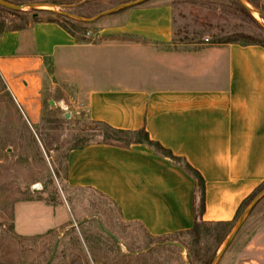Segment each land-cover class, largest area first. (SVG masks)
<instances>
[{
	"label": "crops",
	"instance_id": "1",
	"mask_svg": "<svg viewBox=\"0 0 264 264\" xmlns=\"http://www.w3.org/2000/svg\"><path fill=\"white\" fill-rule=\"evenodd\" d=\"M35 17L0 34V72L19 105L31 109L47 86L68 87L69 103L90 121L132 134L145 130L199 173L200 221L233 222L264 183V47L177 45L167 1L105 17L82 36ZM66 173L68 187L103 195L125 222L153 237L195 224L197 178L145 144L72 149ZM71 217L67 203L23 201L14 207V228L40 236L71 228Z\"/></svg>",
	"mask_w": 264,
	"mask_h": 264
},
{
	"label": "rangeland",
	"instance_id": "2",
	"mask_svg": "<svg viewBox=\"0 0 264 264\" xmlns=\"http://www.w3.org/2000/svg\"><path fill=\"white\" fill-rule=\"evenodd\" d=\"M8 1L33 3L42 10L15 12L0 6V34L36 15L58 19L82 36L111 15L84 23L55 11L92 19L133 0ZM161 1L174 8L177 45L251 41L264 45V0H244L253 10L249 15L238 9L237 0H151L143 5ZM63 89L47 86L27 109L16 101L0 72V264H211L239 218L229 227L208 226L198 234L169 235L176 237L182 251L149 235L141 225L125 222L103 195L68 187L64 175L69 151L104 129L90 121L83 108L69 103L71 91ZM35 200L67 203L73 214L71 228L33 237L17 234L16 203ZM99 221L120 243L102 231ZM217 264H264V197Z\"/></svg>",
	"mask_w": 264,
	"mask_h": 264
},
{
	"label": "trees",
	"instance_id": "3",
	"mask_svg": "<svg viewBox=\"0 0 264 264\" xmlns=\"http://www.w3.org/2000/svg\"><path fill=\"white\" fill-rule=\"evenodd\" d=\"M8 1V0H6ZM9 2V1H8ZM11 3V2H10ZM13 4V3H12ZM236 5L238 7V9L249 15V12L243 7L241 6L238 2H236ZM57 18H63L61 16L56 15ZM38 16L35 17V19H37ZM51 21H55L60 23V21L58 19H49ZM61 24V23H60ZM65 29H67L71 34L76 35V33L70 29H68L65 25L61 24ZM81 31V30H80ZM245 43H252V44H258L264 47L263 44H260L258 42H245ZM97 126H100L104 129L103 133H99L97 135H93L92 137L86 139L80 146H76L73 147L72 149H76V148H82L85 147L87 145L93 144V143H106V144H111V145H125V146H130L131 144H145L148 147H150L151 149H153L155 151V153L170 158L171 160H173L175 163H177L178 165H180L184 170H186L188 173H190L191 175H193L195 178H197L198 181V191L200 194V207L199 210L197 211V214H195V224L193 226L192 229L185 231V232H181L179 234H198L199 230L202 227H208V226H224V227H229L232 225V223L240 217V215L243 213V211L248 207V205L250 204V202L264 189V183L262 185H260L259 187H257L254 192L241 204L237 216L235 217V219L233 220V222H219V223H209V222H203L200 221L199 215L200 213H202L203 209H204V181L201 178V176L199 175V173L194 170L185 160L174 156L171 151L165 149L164 147H162L158 142L152 141L149 136L148 133L145 130H141L139 132H137L136 134H132V133H127L124 131H119V130H115L111 127H109L108 125L105 124H101V123H96L94 122ZM121 136V137H119ZM123 137V138H122ZM45 147V149H47V146L44 144L43 145ZM71 149V150H72ZM67 158L65 161V175H64V180H66L67 178ZM56 176L59 178V173L56 172ZM44 202L48 203V204H52V205H56V204H60L62 203V201H59L57 203L54 202H47L45 200H43ZM157 240H162L164 242H166L167 244L169 242H175L178 243V240L176 239L175 236H163V237H158L156 238Z\"/></svg>",
	"mask_w": 264,
	"mask_h": 264
},
{
	"label": "water",
	"instance_id": "4",
	"mask_svg": "<svg viewBox=\"0 0 264 264\" xmlns=\"http://www.w3.org/2000/svg\"><path fill=\"white\" fill-rule=\"evenodd\" d=\"M149 1H151V0H133L131 2H127V3L121 4V5L113 8V9L104 11V12L98 14L97 16H95L92 19H83V18H81L79 16H76V15H73V14H70V13H64V12H58V11H55V13L58 14V15H62L64 17L73 19V20H77L79 22L92 23V22H95V21L99 20L102 17L113 15V14L122 12L124 10L143 5V4H145V3L149 2ZM237 1L247 11H250V12L253 11L252 8L249 7L245 3L244 0H237ZM0 6L3 7V8H6L8 10L15 11V12L24 11L26 9L42 10V9H40V7L38 5L33 4V3L28 4V5H16V4H12V3H10V2H8L6 0H0ZM262 17L264 18V16H262ZM66 117H69V116L66 115ZM263 197H264V189L250 202L248 207L243 211V213L239 217L234 229L232 230V232L228 236L225 244L223 245L222 249L217 253L216 257L214 258V260L212 261L211 264H217V262L221 259V257L224 255V253L226 252V250L228 249V247L232 243L233 239L235 238V236L237 235L239 230L242 228V226L244 225V223L246 222V220L248 219L250 214L253 212V210L255 209V207L258 205V203L261 201V199ZM99 226L102 229V231H104L108 236H110L112 239H114L117 243H120V241L112 233L106 231L103 228V226L100 223V221H99ZM168 244L173 245V246H177L182 251H184V247L182 245H180L179 243L169 242ZM53 256H54V254H53Z\"/></svg>",
	"mask_w": 264,
	"mask_h": 264
},
{
	"label": "bare ground",
	"instance_id": "5",
	"mask_svg": "<svg viewBox=\"0 0 264 264\" xmlns=\"http://www.w3.org/2000/svg\"><path fill=\"white\" fill-rule=\"evenodd\" d=\"M43 8H45V7H43Z\"/></svg>",
	"mask_w": 264,
	"mask_h": 264
},
{
	"label": "built area",
	"instance_id": "6",
	"mask_svg": "<svg viewBox=\"0 0 264 264\" xmlns=\"http://www.w3.org/2000/svg\"><path fill=\"white\" fill-rule=\"evenodd\" d=\"M88 34V33H87Z\"/></svg>",
	"mask_w": 264,
	"mask_h": 264
}]
</instances>
